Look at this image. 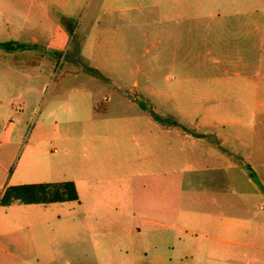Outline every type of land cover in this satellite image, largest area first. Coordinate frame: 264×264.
<instances>
[{
	"label": "rangeland",
	"instance_id": "374dc122",
	"mask_svg": "<svg viewBox=\"0 0 264 264\" xmlns=\"http://www.w3.org/2000/svg\"><path fill=\"white\" fill-rule=\"evenodd\" d=\"M6 42L0 197L72 180L79 202L0 204V246L31 240L0 264H149L152 231L173 223L137 210L133 176L201 182L216 156L194 140L224 132L204 122L249 130L236 74L264 69V0H0Z\"/></svg>",
	"mask_w": 264,
	"mask_h": 264
},
{
	"label": "crops",
	"instance_id": "0c3cea01",
	"mask_svg": "<svg viewBox=\"0 0 264 264\" xmlns=\"http://www.w3.org/2000/svg\"><path fill=\"white\" fill-rule=\"evenodd\" d=\"M236 75L241 80L235 107L254 109L255 121L248 131L242 128V117L204 122L224 131H206L194 140L216 156L213 164H205L211 173L208 179L185 183L181 189L176 179L145 182L144 175L133 176L137 210L148 213L151 208L154 217L173 223L168 229L152 231L151 249L143 248L145 256L152 252L149 264H264V69ZM226 124L234 126L233 132H225ZM256 210L261 217L254 214ZM5 222L0 220V230L7 229ZM30 241L16 238L11 250L0 246V254L17 261L15 251H30Z\"/></svg>",
	"mask_w": 264,
	"mask_h": 264
},
{
	"label": "trees",
	"instance_id": "16d2710c",
	"mask_svg": "<svg viewBox=\"0 0 264 264\" xmlns=\"http://www.w3.org/2000/svg\"><path fill=\"white\" fill-rule=\"evenodd\" d=\"M13 42L0 43V48L11 50ZM79 202V195L73 181L44 182L10 185L5 188L0 198V204H52Z\"/></svg>",
	"mask_w": 264,
	"mask_h": 264
}]
</instances>
